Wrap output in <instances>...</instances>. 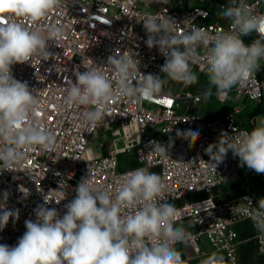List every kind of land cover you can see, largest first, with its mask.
I'll return each mask as SVG.
<instances>
[{
  "label": "built area",
  "instance_id": "1",
  "mask_svg": "<svg viewBox=\"0 0 264 264\" xmlns=\"http://www.w3.org/2000/svg\"><path fill=\"white\" fill-rule=\"evenodd\" d=\"M244 2L254 14L264 15V0ZM227 4L228 0H170L168 4L155 0H62L60 7L35 24L14 18L30 29L46 30L55 24L62 28L63 35L49 42L52 57H36L12 66L14 78L35 89L39 98L36 118L55 133L56 144L48 151L33 148L18 168L0 171V203H4L3 194L7 192L6 207L19 210V219L10 218L6 227L0 229V244L17 245L26 231L25 221L36 220L34 209L44 204V197L47 207L57 209L62 216L82 178L89 176L94 186L114 190L122 175L143 167L161 176L168 202L180 211L176 222L191 221V245L197 248L200 238L205 237L214 251L226 254L229 264L237 263L238 225L246 220L252 222L248 216L251 205L244 198L255 207L263 197L247 187L238 198L218 200L217 188L239 180L243 165L229 150L215 169L205 150L217 143L222 131L235 136L252 130L244 122L243 108L249 100L264 107V60L243 85L231 90L227 100L221 101L213 93L222 106L228 102L233 106L209 118L199 112L204 101L200 80L187 87L173 81L170 91L164 89L151 101L138 103L120 97L111 104L105 121L95 127L83 120L87 110L84 106L64 103L68 81L75 82L73 71L78 68L84 72L83 64L95 65L112 77L106 62L114 53L135 57L140 61L142 74L163 77L164 56L158 48L149 49L145 43V16L172 17L178 32L202 27L214 35L230 30L229 21L219 15ZM257 38L255 33L243 37L248 44ZM192 69L200 77L206 75L198 64ZM98 130L110 131L113 137L106 153L95 154L90 147ZM188 130L199 132L194 144L177 137V131ZM152 141L168 148L169 155L161 156L151 149ZM250 173L264 184V174L254 170ZM58 199L59 204L55 202ZM255 240L264 256V234L256 231Z\"/></svg>",
  "mask_w": 264,
  "mask_h": 264
},
{
  "label": "clouds",
  "instance_id": "2",
  "mask_svg": "<svg viewBox=\"0 0 264 264\" xmlns=\"http://www.w3.org/2000/svg\"><path fill=\"white\" fill-rule=\"evenodd\" d=\"M155 2L168 4L170 0ZM61 3L0 0V171L18 168L33 148L48 151L55 147V133L36 118L39 98L35 89L15 79L12 66L36 57H52L49 42L63 35L62 28L55 24L46 30L30 29L14 18L35 24ZM219 15L229 21L230 30L214 35L202 27L178 32L172 17L145 16V43L164 56L163 77L142 74L139 60L114 53L106 62L112 77L95 65L83 64L84 72L74 70L75 82L68 81L64 103L84 106L83 120L95 127L105 121L111 104L120 97L138 103L151 101L169 80L185 87L198 83L194 64L208 77L202 98L210 99L215 89L219 100H227L231 90L243 85L264 60V15L254 14L244 0H228ZM252 33L258 38L245 43L243 37ZM177 137L194 144L199 132L177 131ZM150 147L161 156L169 155V149L157 141ZM229 150L242 165L264 174V119L251 131L235 136L222 131L217 143L205 151L216 169ZM75 193L62 216L57 209L47 207L44 197V204L34 209L36 220L25 221L26 231L17 245L0 244V264H185L176 245L186 243L190 234L177 226L180 211L168 202L166 185L159 174L143 167L128 171L117 180L114 190L94 186L88 176L81 179ZM8 195L5 192L4 203H0V229L10 218L19 219V210L6 207ZM244 199L251 205L248 216L254 227L264 234V198L255 207L247 197ZM200 264H226V259L213 252Z\"/></svg>",
  "mask_w": 264,
  "mask_h": 264
},
{
  "label": "crops",
  "instance_id": "3",
  "mask_svg": "<svg viewBox=\"0 0 264 264\" xmlns=\"http://www.w3.org/2000/svg\"><path fill=\"white\" fill-rule=\"evenodd\" d=\"M244 122L246 123L245 120ZM246 124L253 129L250 124ZM250 172L251 169L249 170V174L251 175ZM248 180H250V177L244 176L241 168V177L239 180L219 186L223 188L221 192L216 190L217 199L223 201L238 198L243 194V189L247 187L255 193L246 184ZM176 224L177 226H183L190 235L194 232L189 219L178 221ZM256 231L253 223L249 220L243 221L238 225V261L236 264H264V256L260 254L255 240ZM176 248L181 252L185 264H200L202 259H205L207 255L213 252L223 255L226 259V264H229L226 254L224 252L214 251L205 237L200 238L197 248H194L189 241L186 243H178Z\"/></svg>",
  "mask_w": 264,
  "mask_h": 264
},
{
  "label": "rangeland",
  "instance_id": "4",
  "mask_svg": "<svg viewBox=\"0 0 264 264\" xmlns=\"http://www.w3.org/2000/svg\"><path fill=\"white\" fill-rule=\"evenodd\" d=\"M260 64H262L260 62ZM198 80H200V84L205 90L208 87V77L206 75H202L200 77L199 74H197ZM173 81H168V83L164 86V89L171 90V86H169ZM180 85V83H178ZM174 86V84H173ZM215 92V89H213V93ZM233 106V103L228 102L227 104L223 105L219 102H217L213 95L210 99L204 100L200 103V110L199 112L204 115L206 118H209L211 115L218 113L221 109L226 110L230 109ZM243 119L246 121V123L250 124L252 128L256 127L260 120L264 119V107L261 105H258L256 101H245L244 108H243ZM113 137L111 136L110 131H102L98 130L96 133L93 141L90 143V147L93 150L95 154L99 153H106L111 145ZM120 145V143H119ZM249 170L246 165H243L242 172L244 176L250 177V180L246 182V184L252 188L255 193L259 194L261 197L264 198V184L261 182L259 177L251 176L249 174ZM223 187H218L217 191H222Z\"/></svg>",
  "mask_w": 264,
  "mask_h": 264
}]
</instances>
